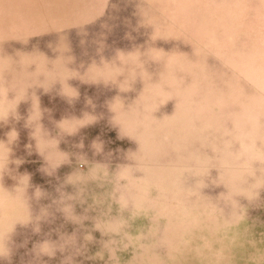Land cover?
Returning <instances> with one entry per match:
<instances>
[{
    "label": "rangeland",
    "instance_id": "1",
    "mask_svg": "<svg viewBox=\"0 0 264 264\" xmlns=\"http://www.w3.org/2000/svg\"><path fill=\"white\" fill-rule=\"evenodd\" d=\"M18 6L0 264H264V0H110L30 37Z\"/></svg>",
    "mask_w": 264,
    "mask_h": 264
},
{
    "label": "crops",
    "instance_id": "2",
    "mask_svg": "<svg viewBox=\"0 0 264 264\" xmlns=\"http://www.w3.org/2000/svg\"><path fill=\"white\" fill-rule=\"evenodd\" d=\"M11 1L19 6L9 8V13L5 10V17L9 15V18L19 16L20 19H26L25 34L23 33L19 37H30L37 33L59 32L94 24L107 13L110 6V0ZM11 11L15 13L11 14ZM36 17H42V22H36Z\"/></svg>",
    "mask_w": 264,
    "mask_h": 264
},
{
    "label": "clouds",
    "instance_id": "3",
    "mask_svg": "<svg viewBox=\"0 0 264 264\" xmlns=\"http://www.w3.org/2000/svg\"><path fill=\"white\" fill-rule=\"evenodd\" d=\"M130 87V82L127 84V86L123 89H121V91H127L128 88ZM21 102L20 100L16 101L14 107L9 106L7 104H5L4 100H3V88L0 87V121H3L8 115L9 112L13 109L17 110V106L18 103ZM18 132L13 130L9 133V139L14 141L16 139H18ZM97 151H100V146H97ZM4 161V157H3V146L0 145V164H2ZM24 161L22 160H17L16 163L17 165L22 164ZM26 179H30V176L25 177ZM37 195H40L39 191L37 192ZM0 238H2V234H0ZM89 239H91V237H88ZM3 247L2 244H0V257H4V256H11V252L10 250L6 249ZM39 251L43 254L52 256L54 255L55 249L53 247L52 244H50L49 242L45 241L42 244L39 245Z\"/></svg>",
    "mask_w": 264,
    "mask_h": 264
}]
</instances>
